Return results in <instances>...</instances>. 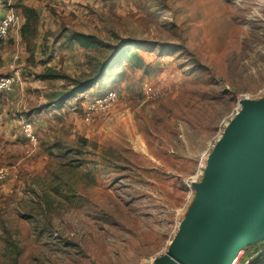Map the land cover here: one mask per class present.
<instances>
[{
	"label": "rangeland",
	"instance_id": "rangeland-1",
	"mask_svg": "<svg viewBox=\"0 0 264 264\" xmlns=\"http://www.w3.org/2000/svg\"><path fill=\"white\" fill-rule=\"evenodd\" d=\"M26 8L40 23L23 37ZM10 13L0 264H155L188 224L240 100H264V0H0V25ZM124 45L147 68L124 62L78 90ZM263 250L264 237L250 242L240 264H264Z\"/></svg>",
	"mask_w": 264,
	"mask_h": 264
},
{
	"label": "water",
	"instance_id": "water-1",
	"mask_svg": "<svg viewBox=\"0 0 264 264\" xmlns=\"http://www.w3.org/2000/svg\"><path fill=\"white\" fill-rule=\"evenodd\" d=\"M241 113L209 161L193 213L155 264H233L264 237V100H240Z\"/></svg>",
	"mask_w": 264,
	"mask_h": 264
},
{
	"label": "trees",
	"instance_id": "trees-1",
	"mask_svg": "<svg viewBox=\"0 0 264 264\" xmlns=\"http://www.w3.org/2000/svg\"><path fill=\"white\" fill-rule=\"evenodd\" d=\"M25 14L27 22L21 30L22 36H34L37 33V27L40 23L39 16L35 10L27 8L25 9ZM69 40L72 44H78L86 50L99 51L101 48V42L96 37L87 36L78 32H72ZM124 62L135 63V68L140 70L147 68L143 59L134 53L132 48L128 47V45H124L115 48L110 59L98 65L95 73L96 80L88 78L83 84L81 83V87L79 86L78 90L93 86L96 81L104 77L108 71L121 67Z\"/></svg>",
	"mask_w": 264,
	"mask_h": 264
},
{
	"label": "built area",
	"instance_id": "built-area-1",
	"mask_svg": "<svg viewBox=\"0 0 264 264\" xmlns=\"http://www.w3.org/2000/svg\"><path fill=\"white\" fill-rule=\"evenodd\" d=\"M16 23H17L16 16L13 13L7 14L3 18L2 23L0 25V39L3 36H6L7 33H8V31H9V29L12 28ZM23 133L29 139V142L33 146H35L38 143L39 138L35 134V132L33 130V126L29 122H27V121H24V124H23ZM7 176H8V170L7 169H4V168L0 169V186L2 185V183L4 182V180L7 178ZM241 254L244 255L245 252H243V250H242L239 253V255L237 256V258L235 259V261H234L233 264H240L241 257H243V256H240Z\"/></svg>",
	"mask_w": 264,
	"mask_h": 264
},
{
	"label": "bare ground",
	"instance_id": "bare-ground-1",
	"mask_svg": "<svg viewBox=\"0 0 264 264\" xmlns=\"http://www.w3.org/2000/svg\"><path fill=\"white\" fill-rule=\"evenodd\" d=\"M240 106H241V104H240ZM241 107H242V106H241ZM240 113H241V112H240ZM240 113H238L237 116H238ZM234 120H235V119H234ZM172 245H174V243H173ZM233 263H234V262H233Z\"/></svg>",
	"mask_w": 264,
	"mask_h": 264
}]
</instances>
